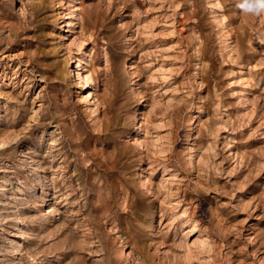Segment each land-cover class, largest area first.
Instances as JSON below:
<instances>
[{"label":"rangeland","instance_id":"rangeland-1","mask_svg":"<svg viewBox=\"0 0 264 264\" xmlns=\"http://www.w3.org/2000/svg\"><path fill=\"white\" fill-rule=\"evenodd\" d=\"M0 264H264V0H0Z\"/></svg>","mask_w":264,"mask_h":264},{"label":"bare ground","instance_id":"bare-ground-1","mask_svg":"<svg viewBox=\"0 0 264 264\" xmlns=\"http://www.w3.org/2000/svg\"><path fill=\"white\" fill-rule=\"evenodd\" d=\"M86 64H88L86 59H84V60H78V61H76V66H75V68H76V69L83 68ZM130 65H131V64L129 63V64L127 65V67H132V66H130ZM86 84H88V81H87V80L85 81V85H86ZM138 140H139V141L141 140V137H140V136L138 137Z\"/></svg>","mask_w":264,"mask_h":264}]
</instances>
